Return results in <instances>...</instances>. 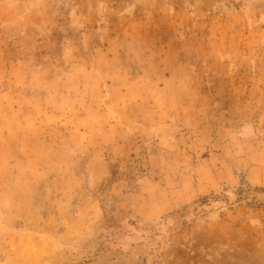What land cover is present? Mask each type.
<instances>
[{
    "label": "rangeland",
    "instance_id": "obj_1",
    "mask_svg": "<svg viewBox=\"0 0 264 264\" xmlns=\"http://www.w3.org/2000/svg\"><path fill=\"white\" fill-rule=\"evenodd\" d=\"M0 264H264V0H0Z\"/></svg>",
    "mask_w": 264,
    "mask_h": 264
}]
</instances>
